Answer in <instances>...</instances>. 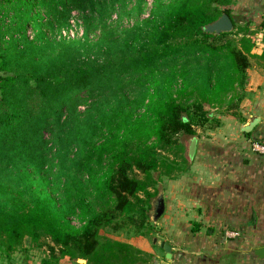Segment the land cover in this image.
Here are the masks:
<instances>
[{
  "label": "trees",
  "instance_id": "1",
  "mask_svg": "<svg viewBox=\"0 0 264 264\" xmlns=\"http://www.w3.org/2000/svg\"><path fill=\"white\" fill-rule=\"evenodd\" d=\"M234 1L156 0L152 14L121 39L92 43L86 29L75 37L63 30L72 19L77 26L105 20L128 0H0V197L8 196L0 201V248L7 255L28 239L47 245L41 264L65 257L153 264L154 254L102 230L155 231L157 184L190 169L178 136H195L210 122L218 127L215 112L239 115L257 32L237 28ZM224 12L234 30L205 31ZM93 99L99 113L80 109ZM73 149L79 156L68 166ZM49 162L66 176L59 207L18 186L30 167L44 178ZM84 186L104 202L100 209Z\"/></svg>",
  "mask_w": 264,
  "mask_h": 264
},
{
  "label": "crops",
  "instance_id": "2",
  "mask_svg": "<svg viewBox=\"0 0 264 264\" xmlns=\"http://www.w3.org/2000/svg\"><path fill=\"white\" fill-rule=\"evenodd\" d=\"M262 44L253 49L239 115L223 116L219 129L227 130L199 139L190 169L171 179L163 192L165 210L154 222L158 243L148 236H137L139 245L127 241L154 254L153 264H264L253 252L264 246V154L250 145L253 139L264 142ZM249 122L254 125L248 136L243 127ZM231 229L239 236L229 237ZM162 241L171 246L172 258ZM59 264L87 263L67 258Z\"/></svg>",
  "mask_w": 264,
  "mask_h": 264
},
{
  "label": "rangeland",
  "instance_id": "3",
  "mask_svg": "<svg viewBox=\"0 0 264 264\" xmlns=\"http://www.w3.org/2000/svg\"><path fill=\"white\" fill-rule=\"evenodd\" d=\"M169 2V0H161V2ZM156 0H128L127 5L123 9H117L110 17L105 20H100L98 18H90L85 22V25L82 22L80 25L79 34H84L85 29L90 34V39L92 43H97L102 36H112L114 39H121L125 33L124 30L131 28L132 26L141 23L146 20L155 9ZM231 14L235 18L236 26L238 29H245L247 27H252L255 29L256 33V41L261 45L264 44V0H235L234 3L230 6ZM73 14L78 15V11H73ZM80 19V18H79ZM81 20V19H80ZM29 37L32 39L35 37V31L33 29H29L28 32ZM51 35V32H50ZM262 44V45H263ZM96 99L90 100L88 103H82L80 109L82 111L87 110L88 108L96 114L99 113L96 109H93V102ZM217 118H222V114L215 112ZM216 122H210L205 125V127H197V135L188 136L186 134H180L178 139L180 143L183 145L182 154L185 156L188 155L189 144L193 137H197L198 141L205 140L209 137L212 131L220 132L221 130H227L225 128L219 129L221 125L218 127H214ZM212 126V127H211ZM216 129V130H215ZM228 132L231 130L228 127ZM237 131V130H236ZM218 136H220L218 134ZM208 142V141H207ZM261 144L260 140L253 139L251 140V147L254 148V144ZM79 153L77 150L73 149L69 155V160L66 162L68 166L71 164V160L77 159ZM190 165H191V160ZM54 163L57 160L53 161ZM44 170V178L40 176V173L34 170L33 167L28 168L27 172L23 171L22 175L24 176V180H21L18 186L22 188H30L33 190L34 195L41 197H50L54 200L55 206H61V202L59 201L60 195L64 192V182L66 181V176L60 173L59 168L54 166L53 163L49 162L45 165ZM69 174L72 172L68 171ZM173 179V178H172ZM16 182V178L13 179ZM171 178L163 177L161 181L157 184L158 194L159 193H167L170 189ZM5 189L8 188V185L5 184ZM84 194L88 197L89 202L93 205L95 209H100L104 202L99 203L97 201V197L95 194L88 193L85 186L82 188ZM8 196H1L0 201H4ZM156 198V197H155ZM154 198V199H155ZM153 199V200H154ZM108 208H114L112 203L107 204ZM64 214V209H62ZM152 214V210H151ZM66 217L69 221L79 226L80 221L76 214H66ZM122 215L118 214L117 219H121ZM234 229L228 230L232 231ZM102 233L112 237L114 239L123 240V241H133L137 245L139 241L136 239L137 235H135L134 230L129 227H125L120 231H113L110 228L102 230ZM157 231L150 232L148 234V240L152 241L154 238H157ZM158 243V239H157ZM157 253H160V260L164 259V255L160 247L157 245ZM47 255V245H43L38 247L36 244L30 242V240H26L24 245L19 248L17 251L7 255V253L0 248V264H39L42 259ZM68 257L63 258V260ZM70 259V258H68ZM76 260V259H75ZM79 262L81 260L77 259ZM153 262V261H152ZM154 263V262H153Z\"/></svg>",
  "mask_w": 264,
  "mask_h": 264
},
{
  "label": "water",
  "instance_id": "4",
  "mask_svg": "<svg viewBox=\"0 0 264 264\" xmlns=\"http://www.w3.org/2000/svg\"><path fill=\"white\" fill-rule=\"evenodd\" d=\"M232 30H234V21L231 18V16L226 12H224L217 20L205 26V31L215 34L231 32ZM253 125H254L253 122H249L243 127V129L249 132ZM197 143H198L197 137H193L190 141L188 155H187L190 160H193L195 156ZM164 210H165L164 195L163 193H159L156 196V198L152 201V214H151L152 221L157 222L160 216L163 214ZM154 242L157 243V238H154ZM160 244L166 252V257L172 258L171 246L167 244L165 241H162ZM253 252L259 259L264 260V246L255 249ZM79 260L85 261L84 259H79Z\"/></svg>",
  "mask_w": 264,
  "mask_h": 264
},
{
  "label": "built area",
  "instance_id": "5",
  "mask_svg": "<svg viewBox=\"0 0 264 264\" xmlns=\"http://www.w3.org/2000/svg\"><path fill=\"white\" fill-rule=\"evenodd\" d=\"M71 23H72V26L69 28V30H63L64 35H69L71 37L80 36V34H79L80 26H77L75 24L74 19L71 20ZM254 149L258 153L264 154V144H258V143L254 144ZM227 235L229 237H237V236H239V232L235 231V230L227 231Z\"/></svg>",
  "mask_w": 264,
  "mask_h": 264
}]
</instances>
